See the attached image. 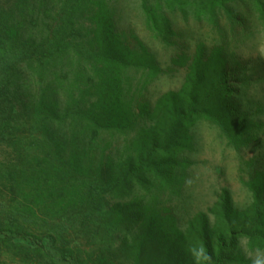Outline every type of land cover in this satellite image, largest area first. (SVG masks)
Here are the masks:
<instances>
[{
  "label": "trees",
  "instance_id": "16d2710c",
  "mask_svg": "<svg viewBox=\"0 0 264 264\" xmlns=\"http://www.w3.org/2000/svg\"><path fill=\"white\" fill-rule=\"evenodd\" d=\"M79 1L73 2V5L65 4L63 8L72 15L76 11L75 4ZM232 1L234 0H142V8L148 28L164 36L172 30L167 14L170 10L181 11L184 16L190 14L198 18H212L218 15V8H227ZM88 2L92 5L95 19L87 27L86 50L82 52L83 43L79 36L83 23L79 29L73 28L70 42L67 43V38L63 39L64 45L70 44L73 49L71 58L75 60V64H80L76 73L80 75L75 77L76 74L72 76L71 72L65 75L67 83L63 89L66 97L69 94L66 101L59 99L56 86L49 84L45 91L48 98L36 104L41 108L35 115L46 113L63 125L66 117L71 118L69 129L79 128L83 136H90V139L87 136V141L93 147L100 128L114 125L118 128L119 124L121 129H126L122 119L127 120V93L129 155L125 165L113 167L115 181H110L107 187L119 194L126 191L131 193L135 188L147 191L150 195L148 202L155 201L157 204L145 206L146 217L143 223L133 240L121 247L106 245L103 253L96 252L94 258L93 252L85 251L79 246L58 247L57 239L67 236L65 232L72 227V219L68 215H62L60 220L51 223L38 216L37 210L41 209L46 215L56 207L59 213V208L63 213L66 211L67 206L62 201L64 197L72 198L74 192L78 195L76 188L80 186L76 183V175L83 169V163L79 159L85 154L82 151L77 153V143L82 136L78 141H71L66 132L53 131L51 145L55 150L54 156L57 157L56 154L64 149L68 154L71 142L70 146H74L72 153L79 155V159L72 158L67 166L62 163V155H59L52 176L49 171L53 166L51 161L49 158L43 159L36 175L38 188L36 187L35 192H24L23 197L27 196V199L22 201L23 198L17 197L24 188L22 174L25 171L21 166V162L25 161L23 155L18 161L11 160L15 161L11 163L0 160V254L17 253L25 264H234L242 239L247 240L250 249L264 250L263 99L245 96L244 106L240 105L237 109V92L230 81L226 60L219 51L204 52L190 66L180 90L165 92L154 108H147L146 86L163 69L147 49H136L123 42L114 32L108 12L93 1ZM259 7L261 17L264 18V6ZM66 18L65 16L64 20ZM89 18L91 16L84 20ZM69 22L65 21L59 29L55 28V38ZM7 29L8 32L0 37V145L12 135V129L9 128L15 127L14 122L20 112L7 79L15 73L24 59L32 57L30 63L35 59V54L21 50L20 43L14 42L15 30L10 25ZM43 41L45 45L46 41H53V38L45 37ZM27 46L33 50L32 44L27 42L24 47ZM38 59L36 62L43 75L46 71L42 60ZM173 62L181 63L178 58ZM127 69L129 79L126 77ZM87 97L90 99H85ZM144 117H148L149 121H142ZM201 119L218 124L228 143L236 149L243 176H247L244 184L252 193V201L245 208H237L230 190L224 188L210 208L213 220H210L207 213L200 212L190 222L187 231L182 233L179 229H173L175 223L171 221V211L174 207L169 202L174 196L181 197L185 169L189 164L183 158V153L191 146L190 129ZM88 123L94 125L91 130L86 125ZM56 126L60 129L59 124ZM49 130L51 128L45 124V131ZM95 148H99L98 145ZM252 151L254 154L248 156ZM47 165L49 167L43 173ZM31 179L33 180L32 177ZM30 185L33 189V182ZM5 191L17 195L6 197ZM91 196L88 193L90 201ZM159 201L163 203L162 206ZM133 203V200L130 201L124 210L132 209ZM31 224L45 228L46 236L30 230L28 225ZM122 254L129 256L127 260H120Z\"/></svg>",
  "mask_w": 264,
  "mask_h": 264
},
{
  "label": "rangeland",
  "instance_id": "374dc122",
  "mask_svg": "<svg viewBox=\"0 0 264 264\" xmlns=\"http://www.w3.org/2000/svg\"><path fill=\"white\" fill-rule=\"evenodd\" d=\"M75 1L78 0H0V37L8 32L7 27L10 25L15 30L14 42L20 43L21 50L35 54L32 63H30L32 57L24 59L17 69L15 68V73L12 71L14 74L10 73L13 75L6 78L20 112L14 122L15 127L9 128L12 129L10 130L12 135L1 142L0 160L11 163L15 162L11 160L18 161L23 155L25 160L21 162L25 171L22 174L23 192L18 196L16 193L5 191L6 197L17 195L19 199L23 198V201L24 198L27 199V196L23 197L24 192H35L36 187L38 188L36 175L39 165L43 164V159L49 158L53 165L49 170L51 176L55 173L56 158L59 155H62V163L67 166L72 158L79 159V155L72 153L74 146H70L71 142L68 154L64 149L56 154L57 157L54 156L55 150L51 145L53 131L66 132L70 135L71 141H78L82 136L77 143V153L82 151L85 154L79 159L83 163V169L76 175V183L80 186L76 188L78 195L76 196L74 192L72 198L64 197L62 201L69 212L66 208L63 213L59 208V213L57 207L48 212V215L41 209L37 211L38 216L51 223L60 220L62 215H68L72 219V227L65 232L67 233L65 238L57 239L56 244L58 247H82L85 251L93 252L94 258L96 252L103 253L106 245L121 247L124 243L132 241L146 217L145 206L150 203L154 206L157 202H148L150 195L138 188L131 193L126 191L119 194L107 187L110 181H115L113 167L118 164L125 165L129 155L127 93L126 108L123 106L128 113L127 120L122 119L126 129H121L119 124L118 128L115 125L100 128L94 144L99 148L92 147L89 140L87 141L88 135L83 136L79 128L69 129L68 123L71 122V118L66 117L63 125L46 113L35 115L41 108L36 104L48 98L45 91L49 84L56 86L59 99L63 98L66 101L69 97V94L65 96L63 89L67 83L65 75L71 72L74 76L80 64H75V60L71 58L73 49L70 44L64 45L63 39L67 38V43L70 42L73 28L79 29L83 23L79 36L83 43L82 52L86 50L87 27L90 26L92 19H95L91 10L92 5L88 1H93L108 12V15L105 12L104 14L111 16L113 30L123 42L136 49H147L163 69V72L152 78L146 86L147 108H154L165 92L177 91L183 87L190 66L200 53L219 51L226 60L230 81L237 92L235 103L239 109L240 105L244 106V98H247L245 96L264 101V18L259 12V6H264V0H234L227 8H218V15L212 18L209 16L198 18L190 14L184 16L181 11L170 10L167 14L171 20L172 30L164 36L148 28L142 0H103V3L102 0H80L75 4L76 11L71 15L63 7ZM88 14L91 18L84 20L90 17ZM65 21L70 22L55 38V28L59 29ZM51 36L53 41H46L44 45L43 39ZM27 42L33 45L32 51L28 46L24 47ZM38 58L42 60V66L46 71L43 75L40 74L41 69L36 62ZM176 58L181 63H174ZM79 75L76 74L75 77ZM126 77L129 79V69ZM142 121L149 119L144 117ZM45 124L51 128L48 132L45 131ZM58 124L60 129L56 126ZM86 125L90 130L94 127L91 123ZM190 134L191 146L183 153V158H186L189 164L185 169L181 197L174 196L169 202L174 207L171 211L173 217L171 221L175 223L173 229H179L182 233L187 231L190 222L200 212L207 213L210 220H213L210 208L224 188L230 190L237 208H245L252 201V193L244 184L247 176H243L239 155L228 143L220 126L201 119L190 129ZM132 135H135V132H132ZM253 154L252 151L248 156ZM48 167V165L45 167L43 173ZM31 182L34 185L33 189ZM88 193L92 195L91 201ZM132 200L134 202L132 209L129 205L130 210H124ZM97 202H100L97 206L102 208L94 205ZM159 202L162 206L163 203ZM169 203L167 205H170ZM28 227L46 236L47 231L41 225L31 224ZM8 253L0 254V264H25L17 253L15 255ZM128 257L127 254H122L120 260H127ZM234 264H264V250L250 249L247 240L242 239Z\"/></svg>",
  "mask_w": 264,
  "mask_h": 264
}]
</instances>
